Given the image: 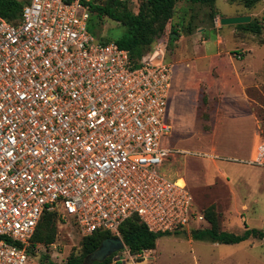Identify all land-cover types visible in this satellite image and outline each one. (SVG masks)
<instances>
[{"label":"built area","instance_id":"1","mask_svg":"<svg viewBox=\"0 0 264 264\" xmlns=\"http://www.w3.org/2000/svg\"><path fill=\"white\" fill-rule=\"evenodd\" d=\"M89 15L86 0H28L16 22L0 15V264L43 254L30 238L45 210L80 235L117 236L133 214L154 232L205 222L165 167L192 153L165 142L171 65L155 54L134 63L88 30ZM246 162L264 167V136ZM112 264L150 263L125 246Z\"/></svg>","mask_w":264,"mask_h":264},{"label":"rangeland","instance_id":"2","mask_svg":"<svg viewBox=\"0 0 264 264\" xmlns=\"http://www.w3.org/2000/svg\"><path fill=\"white\" fill-rule=\"evenodd\" d=\"M233 15H250L261 23V32L219 22ZM263 18L264 0L250 7L215 0L212 8L179 0L165 32L146 51L172 68L166 121L173 128L165 142L192 151L172 155L165 167L184 179L196 213L213 205L218 228L235 233L245 225L264 230V167L246 162L264 136ZM170 23L178 31L173 39L168 38ZM99 29L106 35L122 27L104 17ZM79 237L72 225L57 221L56 239L42 253L63 259L79 251ZM142 253L150 264H264V240L219 243L195 239L185 228L159 236L155 247ZM29 264L41 263L36 256Z\"/></svg>","mask_w":264,"mask_h":264},{"label":"trees","instance_id":"3","mask_svg":"<svg viewBox=\"0 0 264 264\" xmlns=\"http://www.w3.org/2000/svg\"><path fill=\"white\" fill-rule=\"evenodd\" d=\"M179 0H86L90 15L87 21L88 30L103 42L114 41L120 47L129 51L134 63H138L146 55V51L156 38L160 37L173 16L176 3ZM193 3L207 4L211 8L215 0H187ZM238 1L244 6L250 7L262 0H229ZM28 0H0V15L10 22H16L21 9ZM216 16L210 13L212 22ZM109 18L120 23L122 30L117 33L101 35L99 23L104 18ZM264 19V18H263ZM187 32H192V23L187 24ZM237 27L259 34L262 25L257 20H250L245 24H237ZM178 35L176 25L170 23L168 38L173 39ZM205 224L191 230V236L195 239L210 240L219 243H238L247 239H263L264 230L248 228L245 225L239 233L220 230L218 228L214 206L202 208ZM58 216L55 210H45L39 219L30 238L31 245L41 243L52 244L57 236ZM210 222V226L205 225ZM172 232H154L136 214L131 215L119 226V235L132 254L153 249L159 236ZM114 236L107 230H95L90 234L80 235L79 251L71 252L65 258L53 260L48 253L37 255L41 264H88L85 257L97 248L100 242L107 237ZM118 252L111 254L103 261H94L92 264H112L113 257Z\"/></svg>","mask_w":264,"mask_h":264},{"label":"water","instance_id":"4","mask_svg":"<svg viewBox=\"0 0 264 264\" xmlns=\"http://www.w3.org/2000/svg\"><path fill=\"white\" fill-rule=\"evenodd\" d=\"M251 20L250 15H234V16H224L219 19V22L223 25L227 24H239L247 23ZM125 243L121 236H111L104 238L99 246L91 251L86 257L85 261L88 264H92L94 261H103L111 254L119 252L125 248Z\"/></svg>","mask_w":264,"mask_h":264},{"label":"bare ground","instance_id":"5","mask_svg":"<svg viewBox=\"0 0 264 264\" xmlns=\"http://www.w3.org/2000/svg\"><path fill=\"white\" fill-rule=\"evenodd\" d=\"M182 180H183L184 183H186V182L184 181V179H182Z\"/></svg>","mask_w":264,"mask_h":264},{"label":"crops","instance_id":"6","mask_svg":"<svg viewBox=\"0 0 264 264\" xmlns=\"http://www.w3.org/2000/svg\"><path fill=\"white\" fill-rule=\"evenodd\" d=\"M234 16V15H233Z\"/></svg>","mask_w":264,"mask_h":264}]
</instances>
